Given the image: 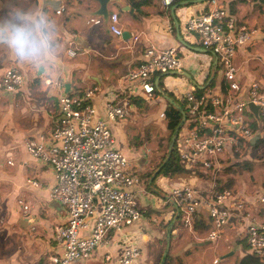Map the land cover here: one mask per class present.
I'll return each mask as SVG.
<instances>
[{"label": "crops", "instance_id": "obj_1", "mask_svg": "<svg viewBox=\"0 0 264 264\" xmlns=\"http://www.w3.org/2000/svg\"><path fill=\"white\" fill-rule=\"evenodd\" d=\"M219 1L239 26L257 30L252 42L238 50L235 63L246 84L256 82L264 88V2ZM136 2L143 4L139 11L133 8ZM61 5L65 10L57 16L55 10ZM207 5L208 0H181L169 8L160 0H106V3L97 0H0V21L14 13L29 14L43 9L54 21L57 42V55L49 59L50 68L21 64L7 49L0 48V78L7 69L14 68L25 80L15 94L0 92V264H50L48 259L58 253L53 240L54 228L66 222L64 208L49 198L54 184L52 170L31 157L24 147L26 141H38L41 135L55 128L59 120L53 86L45 85L44 81L60 78L64 86H69L71 95H80L83 90L96 86L98 92L92 103L104 118L105 99L112 96L115 101L128 100L131 83L126 77L141 63L144 50L152 46L160 50L175 49L183 66L184 82H180L201 87L205 85V77L198 69L208 65L210 54L198 45L196 36L185 34L184 26L188 18L206 12ZM172 8H175L173 15ZM112 12L118 14L120 37L108 29V16ZM92 20L99 23L94 24ZM135 35L139 37L136 42L133 41ZM71 38L75 42L76 56L67 58ZM185 74L191 80H187ZM218 82L214 83V92L219 91ZM109 127L115 147L136 164L137 173L139 163L134 161L135 155L129 145L126 146L124 131L117 129L114 123ZM122 143L127 148L124 151ZM8 159L12 166L6 164ZM159 178L155 190L144 188L141 182L135 188L141 219L120 232L109 233L91 260L73 264H103L105 255L110 257L107 264H116L129 245L140 249L141 264H160L167 242V264H205L206 261L213 264L216 260L218 264H257L250 258L247 261L246 227L253 221H264V204L257 201L264 194V188L251 191L234 186L233 194L247 204L250 218L234 217L229 228L209 240L211 222L206 211L199 208L192 226L184 227L180 210L168 194L169 189L178 185L206 190L209 182L187 174ZM31 182L39 186L34 187ZM161 182L163 184L159 185ZM161 186L166 192L158 189ZM19 201L29 207L26 215H22ZM19 220L33 222L22 227ZM83 235L87 236L88 232Z\"/></svg>", "mask_w": 264, "mask_h": 264}, {"label": "built area", "instance_id": "obj_2", "mask_svg": "<svg viewBox=\"0 0 264 264\" xmlns=\"http://www.w3.org/2000/svg\"><path fill=\"white\" fill-rule=\"evenodd\" d=\"M160 1L169 8L174 0ZM64 10L63 5L59 6L55 15L61 16ZM184 27L185 34L196 36L198 45L213 57L198 71L205 77L204 84L218 76V92L213 87L202 90L204 85L182 84V61L173 48L147 47L141 63L126 78L131 83V98L150 101L156 93L164 92L159 88L160 78L175 76L178 83L168 89L184 117L174 140L178 157L182 168L192 172L190 176L202 177L210 186L201 191L191 185H178L169 189L168 194L180 210L184 227L192 226L199 208L206 211L211 222L207 237L213 240L229 228L234 217L250 218L247 204L230 190L217 189L215 184L223 169L234 162V155L252 149L255 138L264 141V88L256 82L246 84L235 63L238 50L252 42L257 30L239 26L219 0H208L206 12L188 18ZM108 29L116 37L122 35L115 12L108 16ZM138 39V35L133 37L134 42ZM66 56H76L73 38L68 42ZM24 84L23 76L9 68L0 78V92L14 94ZM44 84L53 86L59 120L55 128L38 141H26L24 147L31 157L52 170L54 184L49 198L66 212L65 224L56 226L53 232L58 253L48 261H89L109 233L120 232L142 217L135 190L140 185L137 166L115 147L109 127L110 123L126 119L131 105L126 99L115 101L109 96L104 100L101 118L92 103L98 92L96 86L80 95H71L65 92L60 78L47 79ZM136 92H140V97H135ZM249 103L257 108L256 115L250 112ZM6 164L12 166L11 159ZM30 184L39 186L37 182ZM257 201L264 204V194ZM18 205L22 215H26L29 207L22 201ZM84 232L88 235L84 236ZM246 242L250 254L264 258V221L247 225ZM109 260V255H105L103 264ZM140 260V249L129 245L116 264H141Z\"/></svg>", "mask_w": 264, "mask_h": 264}, {"label": "rangeland", "instance_id": "obj_3", "mask_svg": "<svg viewBox=\"0 0 264 264\" xmlns=\"http://www.w3.org/2000/svg\"><path fill=\"white\" fill-rule=\"evenodd\" d=\"M212 59L213 57L208 55V60ZM218 80L217 76L214 81L211 79V82L216 83ZM176 83L178 82L175 80V76H163L160 78V89L169 93V86ZM161 96L163 97V95L156 96L150 101L143 100L136 105L132 103L129 116L126 119L114 122L117 129L124 131L126 146L129 145L131 153L136 156H134V161L139 163L137 175L144 188H146L147 175L153 173V170L163 161L165 153L168 152L170 146V135L166 130V122L162 116L166 102L165 98H161ZM135 97H140V92H136ZM122 123L124 124L123 126H121ZM122 144L121 149L124 151L127 148H125L124 143ZM156 173L157 171L153 173L151 178H154ZM159 177L163 176H156L154 187L160 180ZM229 181L230 186H226ZM160 184H163V182ZM215 185L219 190L227 189L232 193H234V186L239 189L246 187L251 191L263 189L264 144L259 143L255 149H246V151L234 155V162L223 169L220 180ZM161 187L158 189L162 193L166 192L164 191V186ZM205 264H210V262L206 261Z\"/></svg>", "mask_w": 264, "mask_h": 264}, {"label": "clouds", "instance_id": "obj_4", "mask_svg": "<svg viewBox=\"0 0 264 264\" xmlns=\"http://www.w3.org/2000/svg\"><path fill=\"white\" fill-rule=\"evenodd\" d=\"M0 48L7 49L21 64L50 68L49 59L57 55L54 21L43 9L29 14L14 13L0 21Z\"/></svg>", "mask_w": 264, "mask_h": 264}, {"label": "trees", "instance_id": "obj_5", "mask_svg": "<svg viewBox=\"0 0 264 264\" xmlns=\"http://www.w3.org/2000/svg\"><path fill=\"white\" fill-rule=\"evenodd\" d=\"M254 1L264 2V0H254ZM178 2H181V0H174L172 5H177ZM142 5L143 4L140 3V2H136V3H133V8L136 11H139L140 8L142 7ZM213 85H214V82L212 81L209 84L208 88L211 89L213 87ZM159 88H160V85H159ZM19 90H20V88L16 91V93ZM161 94L163 95V97H168V98L173 100L171 94H169V93H167L165 91L163 93H160V94L156 93V96H160ZM163 97L161 96V98H163ZM142 101H143L142 99L134 100L130 96L128 97V102L130 103V105H133V104L136 105V104H138L139 102H142ZM165 102H166V105H165V108L162 111V116H163V118H164V120L166 122V126H165L166 130L169 132V135H170V138H169V144H170L171 140H172V137L174 135V132L178 128V126H179V124L181 122L182 115H181V111H180L179 108L172 106L169 102H167V100H165ZM250 126L253 129L255 128L254 124H252ZM259 143H263L264 144V141L263 140H258L252 146L253 147L252 149L257 148ZM176 147H177L176 146V142L174 141L171 153L168 155V152H166L165 153V157L163 158V161L153 170V173L156 172V171H157V173H156L155 177L152 179V182H150V179L153 176V173L147 175V180H146V188L147 189H149V190L154 189V179L156 178V176H163L165 178L166 177L171 178V177H178V176L186 175V174L189 175L190 173H192L191 171H189V170L186 171L184 168H182V164H181V162L179 160ZM243 151H246V149L243 150ZM166 159H167V161L164 164ZM226 186H230V181H229V184H226ZM220 189H222V188H220ZM249 258H250V261H252V262H256L257 264H264V258L256 257V256H254V255H252L250 253H249V257H248L247 261H249ZM167 259H168V256L166 257V260H165L164 264H167V262H168ZM244 262H245V259H244ZM241 264H243V262H241Z\"/></svg>", "mask_w": 264, "mask_h": 264}, {"label": "water", "instance_id": "obj_6", "mask_svg": "<svg viewBox=\"0 0 264 264\" xmlns=\"http://www.w3.org/2000/svg\"><path fill=\"white\" fill-rule=\"evenodd\" d=\"M97 1L100 2V3H103V2L106 3V0H97ZM101 5H102V7L104 6V4H101ZM174 10H175V8H172V15H173ZM198 51H203V50H198ZM184 76H185L187 79L191 80V77H190L188 74H185ZM210 83H211V79H209V80L206 82V84L204 85V87H201L200 89L203 90V89H205V88H208V86H209ZM68 90H69V86H68V85H65V92H68ZM164 98H165V100H167V102H169L172 106L177 107V106L175 105V103L173 102L172 99H170V98H168V97H164ZM248 108H249L250 112H251L253 115H256V114H257V108H256L255 106H253L252 104L249 103V104H248ZM181 115H182V113H181ZM183 121H184V117H183V115H182L181 122H180L178 128L175 130L174 135H173V137H172V140H171V143H170V146H169V149H168V155L171 153V150H172V146H173V143H174L175 137H176V135H177V133H178V130H179V128H180V125L183 123ZM255 142H256V138L251 142V144L254 145ZM166 161H167V159L165 160L164 164L166 163ZM152 179H153V178H151V180H152ZM151 180H150V181H151ZM31 222H33V221H32V220H27V221H25V220H19L18 224H19L20 226H22V227H25V226H27V225H28L29 223H31ZM167 251H168V242H167L166 250H165V253H164V255H163V258H162L160 264H163V263H164Z\"/></svg>", "mask_w": 264, "mask_h": 264}]
</instances>
